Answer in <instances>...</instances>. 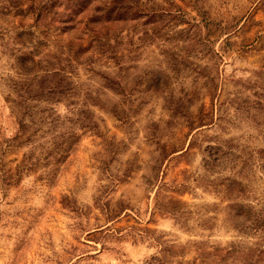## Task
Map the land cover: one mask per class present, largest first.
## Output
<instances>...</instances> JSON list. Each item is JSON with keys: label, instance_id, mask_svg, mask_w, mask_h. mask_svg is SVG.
<instances>
[{"label": "rangeland", "instance_id": "obj_1", "mask_svg": "<svg viewBox=\"0 0 264 264\" xmlns=\"http://www.w3.org/2000/svg\"><path fill=\"white\" fill-rule=\"evenodd\" d=\"M0 264H264V0H0Z\"/></svg>", "mask_w": 264, "mask_h": 264}]
</instances>
